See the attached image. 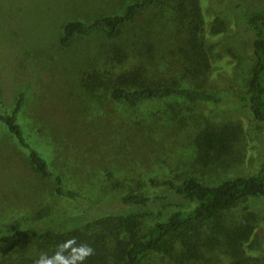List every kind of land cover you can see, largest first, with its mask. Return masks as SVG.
<instances>
[{
    "label": "rangeland",
    "instance_id": "obj_1",
    "mask_svg": "<svg viewBox=\"0 0 264 264\" xmlns=\"http://www.w3.org/2000/svg\"><path fill=\"white\" fill-rule=\"evenodd\" d=\"M127 2L0 0V111L11 112L21 93L17 120L25 142L39 151L67 187L93 200L117 193H162V188L151 187V178L179 182L191 175L211 185L259 170L264 165V123L247 110H236L239 105L232 99L214 105L170 96L131 105L114 101L105 89L90 92L82 86L83 73L93 62L102 63L97 53L106 37L91 33L63 46L59 41L62 25L119 12ZM200 5L206 23L217 17L229 35L219 47L222 59L207 72V82L220 95L241 94L253 63L250 33L240 31L228 0H200ZM153 13L159 57V69L153 74L186 84L179 58L172 51L175 41L168 32L171 9L165 6ZM130 64L127 61L119 69ZM209 124L228 125L234 138L226 153L203 162L194 138ZM108 172L118 183L116 190L106 180ZM85 208L79 201L57 196L50 180L32 168L27 149L0 123V229L24 227V218L33 223L46 213L70 216ZM174 210L152 211L142 219L139 233ZM249 212L254 214L262 246L245 253L243 264H264V195L240 201L226 215L240 220ZM231 263L228 254L216 249L203 250L199 260L186 264ZM141 264L175 263L151 253Z\"/></svg>",
    "mask_w": 264,
    "mask_h": 264
},
{
    "label": "trees",
    "instance_id": "obj_2",
    "mask_svg": "<svg viewBox=\"0 0 264 264\" xmlns=\"http://www.w3.org/2000/svg\"><path fill=\"white\" fill-rule=\"evenodd\" d=\"M228 1L237 14L240 31L250 33L253 63L241 94L220 95L207 82V72L222 59L219 47L229 35L217 17L206 23L200 0H130L116 13L97 15L90 21H66L59 41L68 46L75 37L96 32L106 37L97 53L102 63L93 62L81 77L87 91L105 89L114 101L131 105L170 96L214 105L232 99L239 105L236 110H247L264 123V0ZM165 6L171 9L166 21L168 32L175 41L172 51L179 58L181 78L188 81L186 84L153 74L159 69L153 11ZM127 61L130 66L119 69ZM21 104L20 93L11 112L0 111V123L27 149L32 168L50 180L57 196L79 201L86 208L70 216L46 213L35 217L33 223L24 218V227L9 225L6 230L0 229V264H33L41 252L51 255L57 244L70 237L95 249V255L85 264H141L151 253L167 256L175 264H186L199 260L203 250L216 249L228 254L231 264H243L245 253L260 250L262 241L255 231L254 214L230 220L226 212L240 201L264 195V165L249 175L211 185L191 175L179 182L151 178V187L162 188V193H117L108 199L93 200L67 187L39 151L25 142L17 120ZM233 138L226 124L206 125L194 138L199 160L207 162L226 153ZM106 180L116 190L118 183L111 173H107ZM166 207L176 210L140 234L142 219Z\"/></svg>",
    "mask_w": 264,
    "mask_h": 264
},
{
    "label": "clouds",
    "instance_id": "obj_3",
    "mask_svg": "<svg viewBox=\"0 0 264 264\" xmlns=\"http://www.w3.org/2000/svg\"><path fill=\"white\" fill-rule=\"evenodd\" d=\"M93 255L95 249L89 243L78 242L75 237H70L57 244L51 255L41 252L33 264H85Z\"/></svg>",
    "mask_w": 264,
    "mask_h": 264
}]
</instances>
